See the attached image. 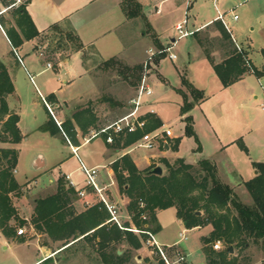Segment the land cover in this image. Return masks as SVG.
<instances>
[{
  "label": "rangeland",
  "instance_id": "rangeland-1",
  "mask_svg": "<svg viewBox=\"0 0 264 264\" xmlns=\"http://www.w3.org/2000/svg\"><path fill=\"white\" fill-rule=\"evenodd\" d=\"M0 1L7 7L13 5L16 0ZM192 1L193 5L190 9H186L183 5L170 8L159 17L163 21L160 25V27H163L160 36L161 42L165 45L174 44L175 42H173V39H176L177 42L173 46L171 52L166 54H161L160 51L162 48L154 46L151 43V46H153L152 49L157 52L148 67V82L151 84L154 91V94L150 98L151 107L156 110L157 116L164 123V129H170L173 133V137L170 138V145L173 150H171L170 153L177 149L179 156L191 161L200 158L213 159L217 163L220 178L224 182L235 187L238 196L243 202L251 204L252 197L241 181L249 180L256 174L257 170L254 168L253 162H264L263 83L256 75H251L245 81V86L240 84L228 90L221 91L222 85L220 79L212 68L210 61L201 53L194 37L195 34L179 38V32L175 30L178 21L187 19L189 21L188 29L195 30L217 14V8L213 5L212 0ZM25 3V0H22V2H18L13 6H21ZM218 7L219 10L225 14L228 28L237 36L239 41L245 42L248 38H252L254 43L253 47L257 50L263 45L260 33L264 26V1L251 0L244 5L236 7L232 0H224L219 2ZM234 8L235 13L240 17V20L237 22L233 21L231 15ZM14 19L16 20L17 18L13 11L6 14V20L10 24L14 25ZM194 24L195 26H193ZM221 24L226 28L224 22ZM144 26L142 21L136 20L124 26L121 29V33L123 32V34H125V52L134 53L133 55H135V58L139 60H136L139 62L137 65H144V71H146V61L150 55L149 52H144V47L148 46L151 40L140 34L146 29ZM140 28L144 29L140 30ZM217 28L218 27L213 26L211 29H207L203 32L202 37L207 36V34L211 35L213 32L219 35ZM195 33H197V31ZM56 39L57 40H52V44L47 47V51L50 48L56 50L57 44L60 42L67 44L65 39L68 38L65 35L57 37ZM0 48L2 50H8L7 43L4 39H0ZM88 53V57H91L94 61L93 64L95 68L92 73L96 76L98 82L99 93H97V97L99 100L107 103V110L104 113L100 112V105L103 102L97 101V99V102H93V105H96L97 109L99 108V113H101L100 116H103L100 118V124L109 123L127 111L129 99L136 92L137 83L139 81L138 74L125 71L122 67L119 70L104 69L102 67L103 62L97 60L100 58L92 55L91 50H89ZM170 53L176 54L178 58L176 60L170 59ZM219 55L217 56L219 57ZM157 59L158 61H156ZM253 60L255 64L260 67L262 56L255 53L253 55ZM124 61L127 63L126 60ZM122 73H124V76L121 75ZM119 75L122 77H119ZM184 78L196 88L203 90L205 95L204 99H207L201 106H197L200 102L196 103L189 113L193 117V127L196 136L187 135L186 122L182 115V107L185 103L184 95L187 94L189 100H193L188 88L183 84ZM36 82H38V80H36ZM255 94L259 96L258 99L255 98ZM87 101L88 100H84L78 103L80 105L79 108L82 107L84 110V107L88 105ZM38 108L41 110L38 114L41 115L42 107L38 105ZM52 108L55 110L53 106ZM75 109V104L69 103L61 106V110L65 114L64 116L67 117L71 116ZM84 114L85 111H83L81 115ZM83 119L84 122L87 121L86 118ZM25 120L26 123H29L28 118ZM3 124L4 121H0V132L4 129ZM29 124L33 125L32 123ZM30 125L29 127H32ZM215 132H217L218 135ZM88 133L80 132L79 135L75 133V139L77 138L79 142L82 143L84 142V137L88 136ZM39 135L40 133H35L31 137V140L33 141V138ZM232 139L233 145L227 149L226 153L215 152V148L220 140L229 144ZM241 142H244L249 152L241 148ZM28 144L31 143H25V145L22 146L23 150L21 151L18 165L20 171L18 176L21 180L25 181L21 186L23 189L20 190L21 194H17L16 192L11 194L19 219L24 220L23 217L29 218L24 225L27 229V235L21 237L17 235V230L22 226L19 225L18 220L12 219L11 227L14 229V234L6 236L1 231L7 240L0 245L1 263L36 264L42 262L40 264H104L96 249L92 247L83 249L81 246L77 245L74 249L60 252V247H62L65 241H55L54 238L48 234L39 232L32 227L31 220L33 218L37 198L48 196V193H51V191H42L38 188L42 186L46 177L43 176L45 172L43 170L40 171V169H43V167L50 168L58 164L55 168V173L59 174L61 171L62 173H67L78 168L79 160L75 158L65 164L62 162L68 160V157H70L71 148L61 135L58 137V141L54 142L52 140L49 143L46 142L39 148H31ZM5 146H10L8 148H11L10 144L0 142V151L2 149H8ZM84 152L85 150H82L80 155L85 159ZM38 154H42L43 158L39 159ZM107 154L108 156L112 155L113 158H117L118 156L110 152ZM152 154H156V157L151 158L152 165L149 169L157 164L163 165L165 169H167L166 160L171 164H174L177 160L175 155L168 154L162 147L156 150L139 148L134 155L150 157ZM1 156L2 154L0 152V168ZM35 156H37V158ZM124 157L114 162V165L119 162L121 163V166L117 168L121 173L125 170ZM126 157L130 160L129 164L135 166L139 170V168L134 165L131 158L129 156ZM35 158L36 163L33 164ZM13 172L16 177V168ZM77 175L82 176L83 173L79 171ZM61 177H64V175H61ZM36 180H38V184L33 185ZM49 186H59V183L50 184ZM106 187H103V189L104 192L107 193ZM50 195H52V193ZM124 201L125 199L122 198L119 203L123 204ZM77 204H80V202ZM120 212L123 216L122 223L133 227L134 225L132 224L129 209L124 206ZM235 213L236 212L233 211V214ZM160 220L163 229L159 233H156V238L161 246H163L164 253L170 264H181L183 262L180 260V255L176 256L177 251H183L182 249L185 251L184 254L189 256L188 262L190 264H207V258L202 249V237L206 236V229H186L184 223H180L178 220L175 208L164 210L160 215ZM181 232L188 234V238L179 243L182 249L179 247H166L168 244L181 240ZM142 239V248L133 251V264H145L146 259H150L152 262L157 263V258H163L162 255L158 254L152 247L146 245L145 238ZM225 247L226 245L223 244L220 250L225 249ZM118 248L122 251L127 247L118 245ZM229 253L230 257H238L239 260H241V264H264V252L254 244L250 245L248 248L236 245V248L233 247V252Z\"/></svg>",
  "mask_w": 264,
  "mask_h": 264
},
{
  "label": "trees",
  "instance_id": "trees-1",
  "mask_svg": "<svg viewBox=\"0 0 264 264\" xmlns=\"http://www.w3.org/2000/svg\"><path fill=\"white\" fill-rule=\"evenodd\" d=\"M122 5L128 18L144 16L143 7L138 0H122ZM17 14L16 25L21 33L14 27L8 31V37L14 47L21 46L25 40L33 39L39 34L26 5L19 6ZM215 26L220 33L218 36L211 37L207 34L202 37L200 31L194 34L222 85L229 87L250 72L258 78L264 77V68L261 70L252 64L248 52L237 46L227 29L220 22H215ZM153 37L155 38V35ZM215 50H220L221 61L214 55ZM262 55L264 58V49ZM102 67L114 70L122 67L125 71L138 74L137 86L145 72L144 65L130 67L118 58L104 61ZM121 75L124 76V73ZM183 84L193 97L190 101L188 95H184L182 115L186 122V133L188 136H196L193 117L189 113L205 95L203 90L196 88L185 78ZM14 91L15 86L7 67L0 60V121H4V129L0 132L2 143L19 144L23 140L19 127L20 116L11 112L7 101ZM162 124L160 119H156L147 130ZM62 127L69 138L75 139V132H71L70 120L63 122ZM40 130L54 133L49 122L41 126ZM141 134L139 132L128 135L123 140L124 145L134 144ZM240 146L249 152L244 142H241ZM0 152V229L4 235L11 236L14 234L12 219L18 220L20 226L26 224V220L19 219L11 198L12 193L21 194L22 190L13 172L18 164L19 152L15 148L2 149ZM126 156L124 168L127 169L128 175L118 174L117 180L120 191L127 193L130 198L128 209L134 226L145 228L148 225L149 229L158 233L161 231V225L157 211L175 208L177 217L185 223L187 229L210 227L209 234L202 237L208 264H241L238 257H230L228 249L231 246L248 248L254 244L264 252V162H253L257 174L243 182L252 197V203L247 204L240 199L235 187L220 178L217 163L213 159H202L196 165L187 163L183 158H178L174 164L166 160L165 172L155 175L150 172L156 166L141 172L129 164L130 160ZM118 166H121L120 162L114 165L115 170ZM76 195L75 190L68 188L64 180L60 179L55 194L36 200L32 227L48 234L55 241H65L60 247V252L74 249L77 245L83 249L92 247L99 253L104 264H133V251L142 248V238L146 236H139L128 230L132 227L127 224H123L126 229H121L118 225L109 223L110 213L102 203L82 213H75L71 204ZM233 211L236 213L233 214ZM198 212L201 214L198 215ZM216 241L225 244V249L215 250L213 244ZM118 245L127 246L122 250V254H119ZM179 254L182 252L177 251L176 256ZM145 261V264H167L163 258H157V263L150 259ZM182 261L181 264H190L186 256Z\"/></svg>",
  "mask_w": 264,
  "mask_h": 264
},
{
  "label": "crops",
  "instance_id": "crops-1",
  "mask_svg": "<svg viewBox=\"0 0 264 264\" xmlns=\"http://www.w3.org/2000/svg\"><path fill=\"white\" fill-rule=\"evenodd\" d=\"M138 1L143 7L144 16L130 19L127 17L123 9L122 0H25L26 3L24 5H26V10L39 34L33 39L25 40V42L19 47H14L8 37V31L13 27L20 31V29L16 25V20L14 19L13 21L14 25L10 24L6 20V14L10 11H13L16 18H18L17 8L19 6L5 7L2 1H0V39H4L8 46V50H2L0 48V60L5 63L12 82L15 86L14 93L8 96L7 101L11 112L17 113L20 116L19 127L23 135V140L19 144H4H10L11 148L17 149L20 157L21 151L23 150L22 146L25 145V143H31L28 144L31 148H39L42 144L46 142L49 143L52 140L54 142L58 141V137L60 135L63 136V138L67 141L68 145L71 148V155L70 157H68V160L62 162H64L65 164L66 162L77 158L79 160L78 168L67 173H62L61 171V173L57 174L55 173V168L56 166H58V164H55L50 168L43 167V169H40V171L43 170L45 172L43 176L46 177L43 181L42 186L37 187L42 191H51L52 194H55L59 186L51 187L49 185L59 183L60 179L64 180L67 187L74 189L77 194L76 198L71 204V206L75 210V213H82L90 207L100 203L99 197L96 192L91 188L86 187L85 175L80 170L81 161H83L89 167H99L98 181L100 186H107L106 191L108 192H105V194L112 202L116 203L119 206L120 210H122L124 206L125 208H128L130 198L127 193L120 191L117 175L123 174L127 176L128 171L127 169H125L121 173L119 170H115L114 162L127 155L131 158L134 165L139 168V171L144 172L148 170L149 167H151V158L156 157V154H152L150 155V157L135 156L134 154L139 148H135L134 144L126 146L124 145V141H121L120 139H117L114 144L107 143L104 138H97L91 140L90 142H85V139L89 136L90 132L93 129H97L100 126L107 124H100V118L103 117L100 115L107 110V103L99 100V98L97 97V93H99L98 82L96 76L92 73L95 66L93 64V59L91 57H88V51L91 50L92 55L99 57L100 59L97 60H99L100 62H104L111 58H118L124 64L130 67H134L139 63L137 62L139 60L135 58V55H133L134 53L125 52V34H123V32L121 33V29L136 20L142 21L145 25L144 27H146L148 32L146 31V29L142 28L145 31L143 30V33L140 34H142L143 37H148L151 40L150 44L144 47L145 53L149 52V50L152 49L153 46H151V43L159 48L170 46V44H163L160 40L162 32L161 30L163 29V27H160V25L163 21L159 17L162 16L165 11L170 8H176L183 5V7H185L186 9H190V7L193 5L192 0ZM220 1L224 0H212L213 5L217 8V14L213 18H210L208 21L197 27L195 30L188 29L189 21L187 19L178 21L177 24L186 21V30L194 32L200 31V34L202 33L203 35V32L215 26V22H224L227 31L231 34L237 46L240 49L248 52V56L252 64L258 69L262 70L264 68V58L262 55V50L264 49V26L260 33L263 45L258 50L254 49L252 38H248V40H246L245 42L239 41L237 36L234 35V33L228 28L226 17L224 20H220L218 18L220 13H223L219 10L218 7ZM232 1L233 4H235V6L237 7L246 4L251 0ZM231 15L233 21L237 22L240 20L239 15L235 13V8L233 9V13H231ZM235 15L239 17L237 20L234 19ZM193 26H195V24ZM142 29L140 28V30ZM62 35H65L68 38L65 39L67 44L60 42L57 44L56 50L50 48L47 51V47L52 44V40H57L56 38ZM153 35H155V38L153 37ZM212 36L218 35L217 33L214 34L213 32L211 34V37ZM194 37L201 53L206 57L202 47L199 45L196 36ZM155 39H157V41H155ZM174 40L175 39H173V42ZM16 53H18V55L21 57L23 64L19 62ZM220 53V50H215L214 52V55L217 57L218 61L222 60V57L219 55ZM255 53H258L262 56L260 67H258L253 60V55ZM217 55H219V57ZM124 60H126L127 63ZM48 63H51L53 67L48 68ZM251 75L255 74L250 72L241 80L237 81L229 87H224L220 81L222 85L221 91L228 90L231 87L240 84H243V86H245V81ZM119 77L122 76L119 75ZM31 78H33V80ZM258 79L262 80V88L264 91V77ZM36 80H38L39 84L38 82H36ZM43 98L48 103V105L45 104ZM255 98L258 99L259 96L255 94ZM96 99L97 101L103 102L100 105L101 113H99V108L97 109L96 105H93V102H95ZM84 100H88V105L85 106L83 110L82 107L79 108L80 105L78 103ZM206 100L207 99L200 101L197 106H201L206 102ZM69 103L75 104L76 109L73 111L71 116L67 117L64 116L65 114L62 112L61 106ZM38 105L42 107L41 115L38 114L39 111H41L40 108H38ZM52 106L55 108V110H53ZM127 107L128 108L126 112H128L130 106L128 105ZM83 111H85V114L81 115ZM125 113H123L122 115H124ZM56 114H58L60 117ZM122 115L118 116L117 118L121 117ZM27 118L29 120V123H32L33 125H30L28 122L26 123L25 119ZM83 118H86L87 121L84 122ZM156 119H159L157 115L151 118V125L155 122ZM67 120L71 121V132H75L78 135L80 134V132H89L87 134L88 136L84 137V142L80 143L77 138L72 139L67 136V133H65V130L62 127L63 122ZM47 122L50 123V128L54 131V133H52L51 131L40 130V127ZM29 125L32 127H29ZM37 132L40 133V135L33 138L34 140L32 141L31 137ZM215 133L217 134V132ZM68 140L70 141V143ZM170 141L171 140L169 139V142ZM231 145H233V139L229 144L220 140V142H218L217 144V147L215 148V152L226 153L227 149H229ZM5 147L8 148L10 146ZM72 147L74 149H77V154L73 152ZM82 150H85V159L80 155V152ZM163 150H166L168 154L175 155L176 159H185L187 163L192 165H196L200 160L205 159L200 158L195 159L194 161L187 160L186 158L179 156V152L177 151V149L170 153V151L173 150L171 148V145H166L165 149ZM108 152H110L111 154H117V158H113L112 155L108 156ZM35 157L37 158V156ZM36 158L33 164L36 163ZM38 158H43V155L38 154ZM18 165L19 158L16 167V179L22 186V183H24L25 181L21 180L18 176L20 172ZM158 166H161L163 168L164 173L165 167L163 165ZM79 171L83 173L82 176L77 175ZM68 174L71 175L72 179L76 183V187L69 186V183L65 178V176ZM256 174L253 177H255ZM61 175H64V177H61ZM245 181L248 180H242L241 183ZM34 184L37 185L38 180H36L33 185ZM80 190L86 191L85 197H81L79 195ZM51 193H48V196ZM44 197H47V195ZM40 198L41 197L37 198V200ZM122 198L125 199V201L123 202V204H120L119 202L122 200ZM78 202H80L81 205L77 204ZM162 212H164V210L157 211V218L161 225V230L163 229L162 222L160 220V215ZM23 219L29 220L28 217H23ZM178 220L180 221V223H184L181 219L178 218ZM197 229H206V235H208L210 232V227H202ZM185 235L188 238V234ZM5 241L7 240L0 230V245ZM181 241H183V239L177 240L172 244H168L166 245V247L176 246L182 249L179 246V243ZM182 250L183 251L181 252L182 254H184L185 251L184 249ZM184 256H186V259L188 260L189 256L187 254H184ZM0 264L3 263H1L0 261Z\"/></svg>",
  "mask_w": 264,
  "mask_h": 264
},
{
  "label": "built area",
  "instance_id": "built-area-1",
  "mask_svg": "<svg viewBox=\"0 0 264 264\" xmlns=\"http://www.w3.org/2000/svg\"><path fill=\"white\" fill-rule=\"evenodd\" d=\"M22 2V0H16L14 4L18 2ZM13 4V5H14ZM10 5V6H13ZM220 20L225 19V14L220 13L218 16ZM239 17L237 15L234 16V19H238ZM187 24L186 21L183 23H179L176 25L175 30L179 32V38H184L193 35L194 31H188L185 29V25ZM1 26V24H0ZM174 42L176 43L177 40L175 39ZM171 44L170 46L165 47L160 52L161 54H166L168 52H171L173 49V46L175 45ZM17 54L18 60L20 63L23 64V61L21 57ZM157 54V52L154 49L149 50V58L146 61L145 66V73L142 77V80L140 84L136 88L135 94L130 98L129 100V110L121 117L117 118L116 120L109 122L107 124H104L100 126L97 129H93L89 136L85 139V142H90L93 139L97 138H104L105 141L109 144H114L117 139L124 140L128 135L130 134H136V133H142L139 139L134 143L135 148H144L147 150H156L162 147L165 149V146H169L170 142L169 139L173 137V133L170 129H167L164 124H162L159 127L153 128L152 130H147L148 127L151 125V118L157 115V112L154 108L151 107L150 98L154 94V91L151 87V84L148 82V67L151 64V62L154 59V56ZM169 58L172 60H176L178 57L174 53L169 54ZM48 68H52V64H47ZM33 80V78H31ZM43 101L46 105L48 103L43 98ZM264 109V106H263ZM60 126V123H59ZM69 141V140H68ZM70 143V141H69ZM73 149V152L77 154V149ZM80 170L85 175V184L86 187L91 188L93 191L96 192V194L99 197V202L104 204L108 212L110 213V219L108 220L109 223H113L118 225L121 229H126L123 226L122 223V215L120 212L119 206L112 202L107 195L104 192L103 187L100 186L98 177H99V167H89L87 164H85L83 161H81ZM66 180L69 183L70 187H76V183L72 179L71 175L68 174L65 176ZM79 195L81 197L86 196L85 190H80ZM144 219H146V216H144ZM128 230L133 231L134 233L138 235H145V243L147 246L152 247L153 250H155L158 254L162 255V257L165 259V261L169 263L164 250L163 246L159 243V241L156 238V233L148 228V225H146L145 228H138L136 226H133L132 228H128ZM18 236H26L27 235V229L25 226L20 227L17 230ZM181 239L185 240L187 239V236L184 233H181ZM223 246V243L221 241H216L213 244V248L215 250H220ZM180 255V260H184V256L182 254Z\"/></svg>",
  "mask_w": 264,
  "mask_h": 264
},
{
  "label": "water",
  "instance_id": "water-1",
  "mask_svg": "<svg viewBox=\"0 0 264 264\" xmlns=\"http://www.w3.org/2000/svg\"><path fill=\"white\" fill-rule=\"evenodd\" d=\"M150 173L155 174V175H162L163 174V168L161 166H156ZM201 212H198V215H200ZM229 252H233V247H229L228 249ZM119 254H122V251H119ZM42 263V262H40ZM39 263V264H40Z\"/></svg>",
  "mask_w": 264,
  "mask_h": 264
}]
</instances>
